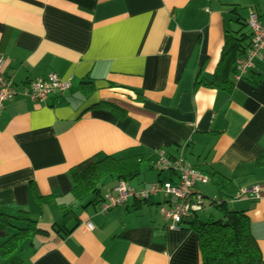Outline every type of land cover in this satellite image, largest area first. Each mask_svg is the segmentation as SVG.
I'll return each mask as SVG.
<instances>
[{"label": "crops", "instance_id": "1", "mask_svg": "<svg viewBox=\"0 0 264 264\" xmlns=\"http://www.w3.org/2000/svg\"><path fill=\"white\" fill-rule=\"evenodd\" d=\"M234 8L244 21L250 10L264 19V0H0V57L19 91L0 113V211L26 209L48 232L23 241L16 264H202L196 232L168 227L162 192L81 209L67 234L52 228L57 204L73 199L71 168L100 154H145L150 170L130 185L176 181L154 163L158 149L173 156L182 144L198 168L258 185V196L227 205L246 210L264 264V63L232 73L231 90L205 83L225 29L239 26ZM52 70L68 89L42 102L21 94ZM36 195L48 199L39 205ZM13 231L0 222V244ZM0 264L12 262L0 254Z\"/></svg>", "mask_w": 264, "mask_h": 264}, {"label": "trees", "instance_id": "2", "mask_svg": "<svg viewBox=\"0 0 264 264\" xmlns=\"http://www.w3.org/2000/svg\"><path fill=\"white\" fill-rule=\"evenodd\" d=\"M231 12L236 14L235 22L239 26L237 29L230 27L225 29L218 66L212 79L205 82L210 86L225 90H231L234 85L231 74L235 70V59L245 53L250 45L251 37L249 29H246V19L244 21L235 8ZM147 160L150 159L145 154L127 157L100 154L82 168H71L73 185L70 193L73 199L69 203L57 204L60 217L53 221L52 228L60 234L72 231L78 223L81 209L88 206H100L105 201L106 193L102 191L101 186L106 180L112 178L117 181L121 179L130 181L141 172L142 163ZM263 160L264 150L256 159V163L261 164ZM201 170L209 176V181L214 184L217 190V193L211 198L213 201L208 204L217 209L220 215L213 217L210 213L206 219L199 217V213L189 215L182 220L181 227L193 229L196 232L202 264H260V248L251 231L250 219L246 210L227 205L229 200L237 199L236 193L240 186L235 181L236 176L227 175L217 170ZM203 195L208 197L204 192ZM35 199L39 205H42L48 198L36 195ZM0 222L4 226L14 229L12 234L0 244V254L9 257L12 264L20 262L16 251L23 241L36 234H48L47 230L37 225L38 221L32 218L26 209H21L13 215L0 211ZM71 222L74 224L69 226Z\"/></svg>", "mask_w": 264, "mask_h": 264}, {"label": "built area", "instance_id": "3", "mask_svg": "<svg viewBox=\"0 0 264 264\" xmlns=\"http://www.w3.org/2000/svg\"><path fill=\"white\" fill-rule=\"evenodd\" d=\"M246 24L250 31V45L243 55L238 56L234 62V78L240 79L257 63H264V19L254 10H250L246 18ZM6 59L0 57V113L6 101L13 99L19 94L12 75L5 69ZM70 86L69 79L61 78L55 71H49L46 77H37L26 83V88L21 94L31 100L42 102L50 94L62 92ZM185 144L178 147L173 156H167L163 149H158V157L154 167L159 170H171L176 175V181L157 180L147 187L135 188L126 180H119L112 190L105 195V201L101 204V211L107 212L110 208L125 204L129 197L148 200L153 195L162 192L171 198L168 206H161V212L168 223V227L178 229L182 220L189 215L198 214L204 210L206 199L199 184L209 182V176L200 168L189 162L185 155ZM258 185L248 188H240L236 193L241 198L248 193L258 196ZM213 201L208 198V203ZM88 229L94 227L93 222L85 223Z\"/></svg>", "mask_w": 264, "mask_h": 264}, {"label": "rangeland", "instance_id": "4", "mask_svg": "<svg viewBox=\"0 0 264 264\" xmlns=\"http://www.w3.org/2000/svg\"><path fill=\"white\" fill-rule=\"evenodd\" d=\"M149 170L150 169L148 168V164L142 165V174L144 171L147 172ZM256 173H258V171ZM142 174H141V176H142ZM111 180H114V179L110 178L103 183V185L101 186L102 191H105L106 189H108V185L112 182ZM200 187H201V189L203 188V191L210 198H212L217 193V190L211 181L205 185L200 186ZM206 202L207 203L204 207V210L199 212V216L203 219H206V218H208V216L211 213L213 215V217H218L220 215L219 211L217 209L211 207L208 204V198L206 199ZM32 216L36 217V214H33ZM160 217H161V215H160Z\"/></svg>", "mask_w": 264, "mask_h": 264}]
</instances>
